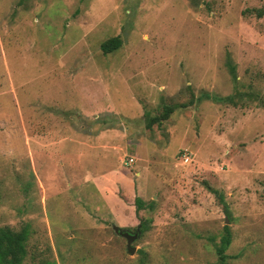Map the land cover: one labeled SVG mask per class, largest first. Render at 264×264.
Here are the masks:
<instances>
[{
  "label": "rangeland",
  "instance_id": "obj_1",
  "mask_svg": "<svg viewBox=\"0 0 264 264\" xmlns=\"http://www.w3.org/2000/svg\"><path fill=\"white\" fill-rule=\"evenodd\" d=\"M23 225V264H218L224 226V264H264V0H0V228Z\"/></svg>",
  "mask_w": 264,
  "mask_h": 264
},
{
  "label": "trees",
  "instance_id": "obj_2",
  "mask_svg": "<svg viewBox=\"0 0 264 264\" xmlns=\"http://www.w3.org/2000/svg\"><path fill=\"white\" fill-rule=\"evenodd\" d=\"M119 46V38L113 37L102 42L99 46V49L102 54H108L115 51ZM173 110V107H164L157 116L146 119L145 127L149 129L155 124H160L161 121H164L168 118L169 114H171ZM206 189L216 197L217 202L223 207V210L226 211L221 194L215 189L209 188L208 186L206 187ZM133 203L135 206L134 213L136 215L137 212L142 208V202L140 199L135 198L133 200ZM152 205L153 202H150L148 208H151ZM142 222L140 223L141 228L143 227ZM223 230V235L219 238L218 246L214 247V252L217 256L218 264H224L225 260L227 259L224 252L230 244V233L227 230V227L224 226ZM28 234L29 230L27 225L21 226L18 231H11L8 228H0V264H23V260L26 255L25 244ZM43 264L55 263L43 262Z\"/></svg>",
  "mask_w": 264,
  "mask_h": 264
},
{
  "label": "water",
  "instance_id": "obj_3",
  "mask_svg": "<svg viewBox=\"0 0 264 264\" xmlns=\"http://www.w3.org/2000/svg\"><path fill=\"white\" fill-rule=\"evenodd\" d=\"M111 230L113 231V233L120 237V238H123L125 240V251H126V254L127 255H132L133 252H134V248L131 247V244L133 242H135L138 237H139V227L137 226L134 230V232L132 234H130L129 232L127 231H124V230H121V229H118L114 226H111Z\"/></svg>",
  "mask_w": 264,
  "mask_h": 264
},
{
  "label": "built area",
  "instance_id": "obj_4",
  "mask_svg": "<svg viewBox=\"0 0 264 264\" xmlns=\"http://www.w3.org/2000/svg\"><path fill=\"white\" fill-rule=\"evenodd\" d=\"M132 163V159L129 158L127 161H126V165H130Z\"/></svg>",
  "mask_w": 264,
  "mask_h": 264
},
{
  "label": "flooded vegetation",
  "instance_id": "obj_5",
  "mask_svg": "<svg viewBox=\"0 0 264 264\" xmlns=\"http://www.w3.org/2000/svg\"><path fill=\"white\" fill-rule=\"evenodd\" d=\"M130 234H132L133 232H129Z\"/></svg>",
  "mask_w": 264,
  "mask_h": 264
}]
</instances>
